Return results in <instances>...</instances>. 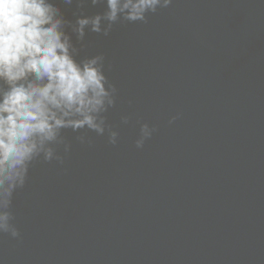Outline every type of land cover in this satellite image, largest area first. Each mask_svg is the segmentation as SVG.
Returning a JSON list of instances; mask_svg holds the SVG:
<instances>
[{"label":"water","instance_id":"95a60500","mask_svg":"<svg viewBox=\"0 0 264 264\" xmlns=\"http://www.w3.org/2000/svg\"><path fill=\"white\" fill-rule=\"evenodd\" d=\"M85 42L118 88L119 142L65 130L64 164L36 162L15 194L0 264H264V0H173Z\"/></svg>","mask_w":264,"mask_h":264},{"label":"clouds","instance_id":"9594fccd","mask_svg":"<svg viewBox=\"0 0 264 264\" xmlns=\"http://www.w3.org/2000/svg\"><path fill=\"white\" fill-rule=\"evenodd\" d=\"M60 3L75 5L74 21ZM60 3L0 0V235L17 240L22 237L13 211L15 194L26 186L36 162L64 164L72 148L65 130L76 133L81 144L91 145L89 131L107 136L113 146L119 142L106 115L116 106L118 88L106 74L104 54L81 56L87 32L107 37L118 23H146L173 0ZM89 3H106V11L85 15ZM178 118L172 116L169 124ZM130 121V115L121 117L125 125ZM156 131L142 123L135 146L142 149Z\"/></svg>","mask_w":264,"mask_h":264}]
</instances>
